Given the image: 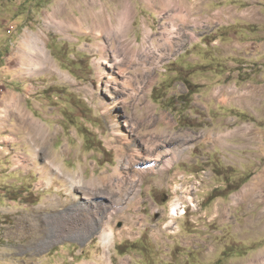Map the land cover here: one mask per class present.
<instances>
[{"label": "rangeland", "instance_id": "374dc122", "mask_svg": "<svg viewBox=\"0 0 264 264\" xmlns=\"http://www.w3.org/2000/svg\"><path fill=\"white\" fill-rule=\"evenodd\" d=\"M128 4L136 47L147 32L170 45L157 48L153 80L139 90L132 70L112 69L110 51L100 65L106 40L49 25L59 7L61 20L83 15L86 0H0V264H252L264 255V118L217 109L234 99L260 108L264 77L241 81L234 98L211 90L201 67L219 49L253 54L235 36L252 29L239 20L264 21V0ZM213 32L223 43L188 49ZM33 35L50 58L38 68ZM117 83L127 88L119 96Z\"/></svg>", "mask_w": 264, "mask_h": 264}, {"label": "bare ground", "instance_id": "6f19581e", "mask_svg": "<svg viewBox=\"0 0 264 264\" xmlns=\"http://www.w3.org/2000/svg\"><path fill=\"white\" fill-rule=\"evenodd\" d=\"M86 1L88 3L89 9H87L85 13L80 17L74 16L69 17L67 21H64L65 19L61 20L59 16L61 15V12L63 10L61 9V7H59L57 8L54 14H51L52 17L49 14L51 17V22L49 23V25L55 26L57 28V31L62 33L72 30H88L90 33L94 34L98 38H103V40H106V42L100 44L97 49L101 60L100 65L111 64L109 58H107V51H110L113 55V62L110 65L112 66V69L118 68L120 74L122 73L121 75H125L124 70L133 71V74L128 73L131 76L130 84L132 85V87L139 90L143 82H151V80H153L154 74V68L151 65L156 64V60L161 58V56L157 54L158 49L166 50L169 48L170 45H156L154 42L155 34H152V32H147V35L145 36V41L139 45L140 47H136V45L129 38L133 23H131L132 10L128 4V0H118L119 7L117 6L113 13H110L107 7L101 5L97 0ZM150 1L152 5L158 3V5L161 4V0ZM166 2L167 1H164L165 4ZM38 36L33 35L30 41L26 42L27 46L32 49V52L29 55V60L35 67H40L42 65L45 66L50 62L49 55L46 52L44 46L41 44L40 39L42 35L40 36V39L38 38ZM119 56H122L123 60H119ZM115 81L117 82L116 79ZM116 86L118 87L116 94L118 96L122 94L123 90L127 89L125 86L119 83H117ZM36 126L38 125L36 124ZM37 131H41V129H38ZM155 149L156 147H154L152 150ZM107 180V178H104V181ZM70 181H73L72 186L75 187V181L73 179H70ZM97 194L99 193L97 192ZM178 208H180L179 205H174L172 207L174 215H178ZM101 238L104 246L106 248H109L115 240V235L112 231H107L102 233ZM259 259L260 260L252 264H264V255H262Z\"/></svg>", "mask_w": 264, "mask_h": 264}, {"label": "crops", "instance_id": "0c3cea01", "mask_svg": "<svg viewBox=\"0 0 264 264\" xmlns=\"http://www.w3.org/2000/svg\"><path fill=\"white\" fill-rule=\"evenodd\" d=\"M264 7H262V11L261 13L264 16ZM246 14V13H245ZM240 22L243 23L244 26H252V29L249 28H245L244 30L246 31V34L249 36L248 39L245 38V40H243L244 38H241L240 36L235 38L238 40L237 43L239 45H247V43H252L254 45V51L253 54H243V53H239V55H236L237 53H233V54H223L222 49H219L218 47H214L217 48L221 51L220 54H218V57H212V58H208V62H214L215 64H207L206 62L204 64L201 65V67L203 68V70H205V73H208L207 75L211 74V77L214 81L213 85L211 86V90H214L216 88V91L220 92V91H231L232 95L233 94V90L238 91V86L243 83L241 81L243 80H248L249 83H252L253 85L258 86V80L259 78H263L264 77V62L262 63V61H264V46L262 47L261 44H264V41L261 40V38L264 36V21H251V23H247L246 21H242L239 20ZM206 38L208 40H206ZM219 37H216V35L214 34V32L212 33V35H208L203 37L202 39H200L199 42L193 43L190 45V48H196L197 46H199L200 44L203 45V47L206 46L209 47V43L211 41H214L215 43L220 44L223 39ZM232 39V37H231ZM233 40V39H232ZM243 40V41H242ZM204 41V42H203ZM223 43V42H222ZM216 44V45H218ZM222 46V45H221ZM220 47V46H219ZM205 48V49H206ZM249 47L245 48V51L248 50ZM252 48V47H251ZM249 49V51H251L252 49ZM237 50V48H235ZM193 59V63L195 64L196 62H200V59L197 58H192ZM195 60V61H194ZM244 62H250V64L247 66V68H249L250 66H252V69H243V67L246 66V64H244ZM259 62H261V64H259ZM214 65V67H212ZM234 66V67H232ZM209 67V69H208ZM235 67H238L239 69H235ZM206 68V69H205ZM230 68V69H229ZM260 68H262V71H258ZM188 72V71H187ZM190 81V80H189ZM261 81V80H260ZM255 83V84H254ZM216 86H218L220 89H218ZM235 98V96H234ZM236 101H238L237 99L235 100H227L223 102L222 106L217 107V109L219 110L220 113V109H221V116L225 115L228 112V115H232L230 116V118H234L235 120H244L249 116H252L254 118L255 121H257L258 119H255L256 117H259L260 122L263 121L264 118V107H252V106H247L244 104H238ZM219 117V118H223V117ZM211 118V121H213L214 119ZM241 133V132H240ZM233 153L236 155L239 154V152L233 151ZM229 154V153H228ZM224 165V164H223ZM229 167H231V165H229Z\"/></svg>", "mask_w": 264, "mask_h": 264}]
</instances>
